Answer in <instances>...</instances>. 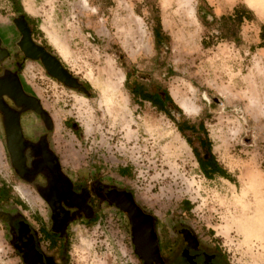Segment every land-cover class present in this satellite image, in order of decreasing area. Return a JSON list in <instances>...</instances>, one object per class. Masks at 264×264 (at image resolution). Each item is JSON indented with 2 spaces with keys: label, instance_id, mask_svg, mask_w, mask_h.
Instances as JSON below:
<instances>
[{
  "label": "rangeland",
  "instance_id": "rangeland-1",
  "mask_svg": "<svg viewBox=\"0 0 264 264\" xmlns=\"http://www.w3.org/2000/svg\"><path fill=\"white\" fill-rule=\"evenodd\" d=\"M19 1L20 8L0 0V30L25 17L35 40L86 92L65 87L39 61L22 62V83L55 124H67L72 171L129 188L161 220L187 222L229 264H264V0ZM236 7L249 9L252 21L242 24L238 42L218 38L212 15L218 19ZM11 49L14 58L17 49ZM109 65L119 78L125 118L98 107ZM133 83L148 93L166 89L181 112L168 105V116L135 97ZM183 122L203 125V132L186 135L201 153L199 138L209 140L230 180L204 177L177 129ZM6 181L14 184L0 123V183ZM71 238L67 264H141L115 209L78 223ZM0 264H21L2 223Z\"/></svg>",
  "mask_w": 264,
  "mask_h": 264
},
{
  "label": "flooded vegetation",
  "instance_id": "flooded-vegetation-1",
  "mask_svg": "<svg viewBox=\"0 0 264 264\" xmlns=\"http://www.w3.org/2000/svg\"><path fill=\"white\" fill-rule=\"evenodd\" d=\"M26 35L34 46L52 54L35 40L28 20L19 14L8 29L0 30V80H18L24 94L38 100L19 74L22 62L30 59L22 48ZM10 46L17 49L14 58ZM1 99L7 111L0 109V123L15 185L0 183V223L21 264H67L71 233L78 223H91L104 209H115L124 217L135 252V216L116 205L127 201V193L146 217L141 232L145 244L141 255L135 253L141 264H229L187 222L159 219L129 188L96 176L81 179L68 165L63 135L67 124H55L39 100L41 112L7 95ZM13 114L18 121L15 132L6 126ZM69 128L77 131L74 123Z\"/></svg>",
  "mask_w": 264,
  "mask_h": 264
},
{
  "label": "trees",
  "instance_id": "trees-1",
  "mask_svg": "<svg viewBox=\"0 0 264 264\" xmlns=\"http://www.w3.org/2000/svg\"><path fill=\"white\" fill-rule=\"evenodd\" d=\"M18 8H20L19 0H12ZM199 18L204 24L207 23L206 16H202L203 13L200 12V9L197 10ZM252 12L246 7H236L232 10L231 13L222 15L220 18H216L212 15V22L216 26L218 32V38L226 39L232 42H238L240 40V28L245 21H252ZM156 45L160 42L161 28L160 26L154 29L153 31ZM260 46L264 47V24L260 27ZM130 92L135 96L144 101L150 102L152 105L157 107L160 111H163L166 115L170 116V112L167 111V106L170 105L172 108L181 112V110L175 105L172 98L170 97L166 89L158 88L157 90L148 93L142 85L139 83H133L129 87ZM179 133L184 137L188 145L193 150L194 155L196 156L200 170L205 178L212 179L214 176H219L224 179L230 180L227 172L219 165L216 158L212 153V148L209 140L205 138H199V145L203 150L201 153L196 147H193L191 137L187 136V133L193 132H203V125L190 124L183 122L182 124L177 125Z\"/></svg>",
  "mask_w": 264,
  "mask_h": 264
},
{
  "label": "water",
  "instance_id": "water-1",
  "mask_svg": "<svg viewBox=\"0 0 264 264\" xmlns=\"http://www.w3.org/2000/svg\"><path fill=\"white\" fill-rule=\"evenodd\" d=\"M22 48L31 60L39 61L42 64L43 68L50 77L54 78L67 88L73 90H80L82 93L86 94L85 90L80 86L76 78L70 75V73L60 63L59 59L55 55L45 52L42 48L34 46V44L27 35ZM3 95H7L11 98H14L18 104H25L33 108L35 111H42L40 103L36 98L27 97L24 94L21 88V84L18 80H15L13 82H8L7 80H0V109L6 112L7 108L1 99ZM6 126L8 127V130H13V132L18 130V121L15 114H13L12 122H8ZM126 195L127 201L122 205L118 203H116V205L122 211L135 216V220L138 226L133 230V243L135 245V253L137 255H141L140 251L144 247L143 244H145L142 242L143 235L141 234V232L143 231V221L146 220V217L142 214L137 205L134 203L131 194L127 193Z\"/></svg>",
  "mask_w": 264,
  "mask_h": 264
},
{
  "label": "bare ground",
  "instance_id": "bare-ground-1",
  "mask_svg": "<svg viewBox=\"0 0 264 264\" xmlns=\"http://www.w3.org/2000/svg\"><path fill=\"white\" fill-rule=\"evenodd\" d=\"M104 74L105 83L102 87H100L98 107L110 118L121 119L125 116V108L121 106L123 99L118 87V75L114 72V69L110 65L106 66ZM185 110L188 112L187 109Z\"/></svg>",
  "mask_w": 264,
  "mask_h": 264
}]
</instances>
